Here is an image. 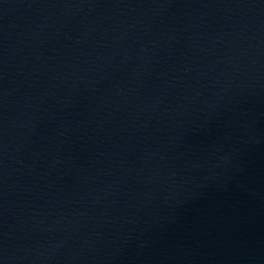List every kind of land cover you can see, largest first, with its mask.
<instances>
[{
    "label": "water",
    "instance_id": "95a60500",
    "mask_svg": "<svg viewBox=\"0 0 264 264\" xmlns=\"http://www.w3.org/2000/svg\"><path fill=\"white\" fill-rule=\"evenodd\" d=\"M0 264H264V0H0Z\"/></svg>",
    "mask_w": 264,
    "mask_h": 264
}]
</instances>
